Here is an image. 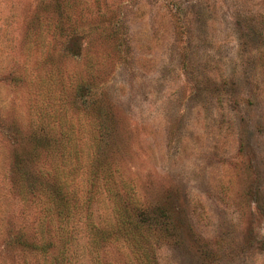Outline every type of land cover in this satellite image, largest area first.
I'll return each mask as SVG.
<instances>
[{
    "label": "rangeland",
    "instance_id": "obj_1",
    "mask_svg": "<svg viewBox=\"0 0 264 264\" xmlns=\"http://www.w3.org/2000/svg\"><path fill=\"white\" fill-rule=\"evenodd\" d=\"M53 166L72 264H264V0H0V264H50Z\"/></svg>",
    "mask_w": 264,
    "mask_h": 264
},
{
    "label": "trees",
    "instance_id": "obj_2",
    "mask_svg": "<svg viewBox=\"0 0 264 264\" xmlns=\"http://www.w3.org/2000/svg\"><path fill=\"white\" fill-rule=\"evenodd\" d=\"M40 171L41 173H38L40 177L52 178L54 180V182L50 184L53 187L47 189V187L39 185L30 188V193L29 191H26V193L28 192L30 194L31 200L35 198L39 203L42 202L46 213H49L53 207L57 217L58 249L55 254L51 255L50 264H72V257L71 255L68 256L67 251L73 239L72 234L69 233V230L74 228V226L71 225L73 214L79 215L83 208L86 209L85 213H87L90 197L88 195L84 199L79 198V196L76 195V190L73 187L69 188L68 183H70L73 178L72 171L68 169H59L57 166H53L52 170H50L51 172L44 170V168L40 169ZM84 220L88 240L92 234L95 237L98 236L99 240L102 242H105L107 238H112V236L115 238L120 236V214H117L114 218V223L112 224L114 228L111 230L112 233L106 231L105 228H100L98 232L95 229L92 233L91 229L93 225L89 222L87 214ZM92 241L94 242L91 238L89 242ZM51 245L50 240L36 244L37 249L39 248L42 253L48 252V248L51 247Z\"/></svg>",
    "mask_w": 264,
    "mask_h": 264
}]
</instances>
